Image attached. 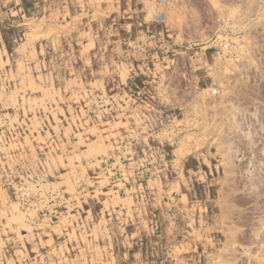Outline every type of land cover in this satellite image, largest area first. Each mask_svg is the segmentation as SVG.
Wrapping results in <instances>:
<instances>
[{
  "label": "rangeland",
  "instance_id": "rangeland-1",
  "mask_svg": "<svg viewBox=\"0 0 264 264\" xmlns=\"http://www.w3.org/2000/svg\"><path fill=\"white\" fill-rule=\"evenodd\" d=\"M193 131L220 167L200 184L190 156L179 205L171 152ZM58 175L138 193L147 264H264V0H0V264H38L14 213L47 215L30 191Z\"/></svg>",
  "mask_w": 264,
  "mask_h": 264
},
{
  "label": "crops",
  "instance_id": "crops-1",
  "mask_svg": "<svg viewBox=\"0 0 264 264\" xmlns=\"http://www.w3.org/2000/svg\"><path fill=\"white\" fill-rule=\"evenodd\" d=\"M34 3L36 5L35 1ZM197 123L199 127L200 124ZM202 135L203 132L199 131L183 134L172 148L171 157L176 168L179 205L188 204L194 197L193 194L191 198V193H195L193 178L187 181L184 174V163L190 156L194 159L195 172L200 184L207 185L210 178L206 173L202 175L198 166L207 168L209 176L220 167L213 164L210 158L213 144L203 141ZM190 170L192 169H188L187 172L192 173ZM71 180L69 176L58 175L53 183L33 186L35 192H30L37 195L36 202L46 203L43 207L47 211L50 209L47 215L38 216V211L36 213L33 210L36 207L35 202H31L32 204L26 208L30 211L28 213L30 219L24 214L20 216L14 213L15 226L19 231V238L16 241L21 243L19 252L23 258H26L25 255L32 256L30 258L33 260L30 261L38 264H147L145 257L147 251L144 248L147 249V237L152 234V213L140 205V195L128 190L126 186H123L125 190L122 191L119 186L115 188L107 184L103 187L102 182L97 181L98 184H93L95 189L88 188L86 193L79 196L76 183ZM188 184H192L193 189H190ZM4 199L1 202L2 208L7 207L5 204L8 203V199L7 201ZM209 199L210 196L206 201ZM25 200L23 198L22 201ZM74 200L77 203L73 205L78 208L77 215H72L70 211L58 220L52 218L55 216H52L51 212H56L51 208L52 203H65L69 211ZM176 213L183 217V211L177 210ZM9 217L10 215L6 213L1 224L5 223L4 227L12 229L13 220ZM7 223H10V226ZM159 223L163 228L161 219ZM173 225V222L165 223L164 232L173 229ZM69 249L73 253L67 254ZM178 262L182 263L177 261V264Z\"/></svg>",
  "mask_w": 264,
  "mask_h": 264
},
{
  "label": "bare ground",
  "instance_id": "bare-ground-1",
  "mask_svg": "<svg viewBox=\"0 0 264 264\" xmlns=\"http://www.w3.org/2000/svg\"><path fill=\"white\" fill-rule=\"evenodd\" d=\"M19 64V63H18ZM19 68V70H20V67H18ZM23 70V69H22ZM27 71V70H26Z\"/></svg>",
  "mask_w": 264,
  "mask_h": 264
}]
</instances>
